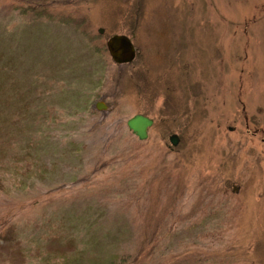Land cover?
<instances>
[{
  "label": "rangeland",
  "instance_id": "374dc122",
  "mask_svg": "<svg viewBox=\"0 0 264 264\" xmlns=\"http://www.w3.org/2000/svg\"><path fill=\"white\" fill-rule=\"evenodd\" d=\"M112 257L264 264V0H0V264Z\"/></svg>",
  "mask_w": 264,
  "mask_h": 264
},
{
  "label": "water",
  "instance_id": "95a60500",
  "mask_svg": "<svg viewBox=\"0 0 264 264\" xmlns=\"http://www.w3.org/2000/svg\"><path fill=\"white\" fill-rule=\"evenodd\" d=\"M99 33L103 32L102 28L98 29ZM106 49L112 61L118 66L120 64L129 63L135 57V48L131 40L124 34H113L106 40ZM95 108L104 110L106 105L102 101L95 102ZM126 126L139 139L144 140L147 137V130L153 123V120L143 114H134L126 120ZM231 129V128H230ZM177 134L172 133L168 136V140L172 146H176L179 142ZM232 190H237V186H233Z\"/></svg>",
  "mask_w": 264,
  "mask_h": 264
},
{
  "label": "trees",
  "instance_id": "16d2710c",
  "mask_svg": "<svg viewBox=\"0 0 264 264\" xmlns=\"http://www.w3.org/2000/svg\"><path fill=\"white\" fill-rule=\"evenodd\" d=\"M59 253L63 256V259H64V260H65L66 258L69 257V256L67 255V252L64 251V250H61ZM115 258H116V257H112V259H110V260L108 261L107 264H117V262H115ZM105 263H106V262H104V264H105Z\"/></svg>",
  "mask_w": 264,
  "mask_h": 264
}]
</instances>
